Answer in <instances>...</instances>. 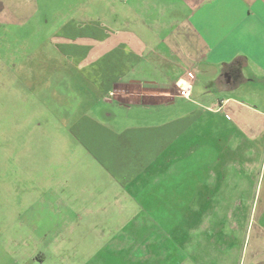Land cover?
I'll return each instance as SVG.
<instances>
[{
  "label": "crops",
  "instance_id": "crops-1",
  "mask_svg": "<svg viewBox=\"0 0 264 264\" xmlns=\"http://www.w3.org/2000/svg\"><path fill=\"white\" fill-rule=\"evenodd\" d=\"M37 1L0 0V25L31 26ZM93 1L70 9L46 42L59 71L28 88L76 143L48 194L61 181L70 191L58 197V234L128 220L132 203L150 215L160 193L171 209L184 198L186 218L209 198L233 199L235 227L248 217L254 237L243 264H264V0H181L183 19L172 5L159 18L158 0H101L94 16ZM237 153L247 156L230 159Z\"/></svg>",
  "mask_w": 264,
  "mask_h": 264
},
{
  "label": "rangeland",
  "instance_id": "rangeland-1",
  "mask_svg": "<svg viewBox=\"0 0 264 264\" xmlns=\"http://www.w3.org/2000/svg\"><path fill=\"white\" fill-rule=\"evenodd\" d=\"M87 1L38 0L31 26L21 30L19 26L0 25V264L247 262L246 254L254 237L249 232L248 217L242 219L239 229L235 227L233 199L209 198L207 210L196 209L186 218L184 198H174L176 207L171 209L165 206L170 195L160 193L157 201L161 210L147 211L150 215L142 205L132 203L128 220L79 223L84 226L82 232L58 234L63 221L62 212L57 211L66 209L57 206L58 197L66 198L70 191L63 190L61 181L56 189L59 193L48 194L50 186L61 177L60 171L63 177L67 175L60 164L76 160L70 159L76 143L68 138V125L57 120V110L46 107L38 97L40 93L28 88H35L34 80L49 81L50 71H59L57 67L62 64L52 60V45L46 42L51 43L48 39L73 12L70 9L86 7ZM100 2L93 1L94 16L100 15ZM121 2L116 0L115 4ZM171 5L175 9L172 14L183 19L186 10L181 0H158V17L161 18L163 6ZM104 9L105 14L112 10L105 4ZM72 15L75 17V13ZM76 15L84 17V8L83 13ZM27 37L31 41L28 44L24 42ZM31 68L37 76L31 74ZM257 108L264 110L263 105ZM117 113L126 117L130 112L121 109ZM258 144L264 146V139ZM235 156L243 160L247 155L229 154L230 159ZM89 165L93 166L92 162ZM85 171L88 174H82L84 177L97 172L95 168ZM153 184L152 181L148 188L153 190Z\"/></svg>",
  "mask_w": 264,
  "mask_h": 264
},
{
  "label": "built area",
  "instance_id": "built-area-1",
  "mask_svg": "<svg viewBox=\"0 0 264 264\" xmlns=\"http://www.w3.org/2000/svg\"><path fill=\"white\" fill-rule=\"evenodd\" d=\"M192 83L188 80L181 79L177 82V87L179 90V96L183 98H190L191 96V89H192Z\"/></svg>",
  "mask_w": 264,
  "mask_h": 264
}]
</instances>
